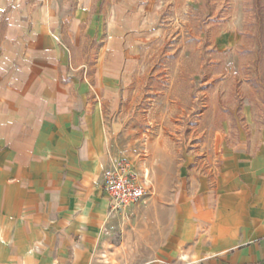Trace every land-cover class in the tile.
<instances>
[{"label": "rangeland", "instance_id": "1", "mask_svg": "<svg viewBox=\"0 0 264 264\" xmlns=\"http://www.w3.org/2000/svg\"><path fill=\"white\" fill-rule=\"evenodd\" d=\"M77 1L0 0V39L11 25L18 45L46 46L32 32L59 35ZM56 44L69 45L76 78L92 81L101 44L118 65V85L102 102L107 146L146 191L102 230L96 263L151 264L178 241L182 202L214 186L223 145L258 148L264 0H92L79 43L59 35Z\"/></svg>", "mask_w": 264, "mask_h": 264}, {"label": "crops", "instance_id": "2", "mask_svg": "<svg viewBox=\"0 0 264 264\" xmlns=\"http://www.w3.org/2000/svg\"><path fill=\"white\" fill-rule=\"evenodd\" d=\"M91 3L77 1L61 38L79 43ZM11 28L0 39V264H97L102 230L117 213H108L102 189L113 164L102 102L118 85L119 67L101 44L92 81L76 78L79 66L55 31L32 32L45 47L23 46ZM260 129L258 148L223 145L214 186L182 202L178 241L151 264H264Z\"/></svg>", "mask_w": 264, "mask_h": 264}, {"label": "built area", "instance_id": "3", "mask_svg": "<svg viewBox=\"0 0 264 264\" xmlns=\"http://www.w3.org/2000/svg\"><path fill=\"white\" fill-rule=\"evenodd\" d=\"M102 189L112 212L123 211L126 207L138 203L146 193L129 164L116 159L103 174Z\"/></svg>", "mask_w": 264, "mask_h": 264}]
</instances>
